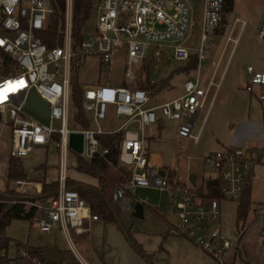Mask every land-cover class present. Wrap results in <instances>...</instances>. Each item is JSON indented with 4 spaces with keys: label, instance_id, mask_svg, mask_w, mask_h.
Masks as SVG:
<instances>
[{
    "label": "built area",
    "instance_id": "built-area-1",
    "mask_svg": "<svg viewBox=\"0 0 264 264\" xmlns=\"http://www.w3.org/2000/svg\"><path fill=\"white\" fill-rule=\"evenodd\" d=\"M196 0H100L95 6L97 29L93 35H84L75 47L72 36V11L74 0H66V24L63 44L53 48L47 46L42 31L54 19L52 0H0V122L11 130V158H26L38 147L57 145L61 151V179L57 197L49 202L29 203L38 209L33 220V230L43 234L61 231L73 252L81 260L76 238L91 231L98 221L79 193L66 188V170L69 157V138L72 133L83 134L81 157L92 162L105 157L109 149L103 147L98 135L105 134L99 125L106 119L109 107L125 119L118 132H124L120 148V165L131 173L128 185L116 190L113 201H123L127 193L136 189L172 191L174 187L161 175V168L153 165L146 154L144 132L159 120L178 121V135L182 139L198 142L195 126L212 93L218 86L215 74L207 85L202 84L201 63L205 59V45L214 41L218 29L226 20V0H201L203 12L198 47L190 44L196 26L193 2ZM245 26L243 22L242 29ZM258 40L264 43V17ZM148 49L151 54L148 56ZM124 51V79L121 85L100 83L86 85L83 108L92 112L97 127L94 129H71L69 127L71 101V72L76 65L83 66L89 58H97L101 67H110L117 52ZM186 64L193 54L198 55L195 78L184 83V93L178 98L162 104H152V95L147 89L138 87L136 81L144 61H159L165 55ZM263 58H264V54ZM249 85L260 89L259 98L264 104V61L258 66L247 67ZM152 84L156 81L152 80ZM35 92L49 105V116L35 110L30 102ZM215 96V94H214ZM213 101V100H212ZM211 101V102H212ZM32 108L49 119L46 124L27 113ZM206 117L202 118L205 122ZM59 124L56 126L55 124ZM133 123L139 130L131 129ZM57 137V139H55ZM191 162L189 156L184 157ZM218 174L221 193L225 200L240 202L245 191L246 180L253 169L264 165V149L237 148L214 152L204 160ZM176 191L180 199L174 207L177 219L176 232L186 235L204 252L226 264L225 257L239 242L238 237L227 238L220 230L209 234L197 232L196 225L204 226L208 221H218L222 216L221 203L214 200L208 204L197 202L198 193L192 186L188 168L180 171ZM19 195L34 192L33 184L23 180L12 183ZM8 201L0 200V208ZM15 203V202H13ZM254 220L264 219V205L255 207L251 213ZM26 256L25 253H22Z\"/></svg>",
    "mask_w": 264,
    "mask_h": 264
},
{
    "label": "rangeland",
    "instance_id": "rangeland-1",
    "mask_svg": "<svg viewBox=\"0 0 264 264\" xmlns=\"http://www.w3.org/2000/svg\"><path fill=\"white\" fill-rule=\"evenodd\" d=\"M233 1L234 4L231 9L230 6H227L229 10L226 12V23L223 32L219 33L214 41H209L205 45V59L201 63L202 84L206 86L216 72L215 82L219 85L212 88L208 102L200 112V117L195 126V133H198L202 125L199 141L194 143L193 140L180 138L178 135L179 122L164 120L161 135L152 141L150 146L152 154L160 156L163 163L172 169H175L178 152L183 151L191 155L193 160L198 163L193 169V173L198 177L196 185L198 190L208 180L218 177L213 167L205 164L204 160L214 152L233 147L236 140H241L243 148H245L246 120L249 119L251 112L253 116L259 114V112L262 113L264 108V104L259 98V87L256 85H253L252 88L249 87L247 72V67L250 64L258 66L259 62L264 61L262 55L264 54V43L258 40V31L264 17V0ZM193 6L196 26L191 34L190 44L195 48L199 46L197 37L201 32L203 2L196 0L193 2ZM243 22H245V26L242 29ZM96 29L97 16L94 8L92 18L86 23L83 33L90 36L95 34ZM147 52L149 56L151 50L148 49ZM124 55V51L117 52L113 64L108 68L98 65L97 60H94L91 64L85 63L79 74L81 85L83 87L94 85L105 77H110L117 83L120 82L124 75ZM146 61L150 62V59ZM159 62V69L157 71L153 69L152 72L155 79L170 78L172 72H176L181 66L185 65L174 61L168 54ZM196 75L197 69L191 73L182 71L175 73L170 78L168 88L164 87L156 90V94L152 95L151 103L162 104L178 98L184 93V83L190 78H195ZM73 78H75L74 69L71 72V81ZM70 106L73 113L72 102ZM26 111L40 121L49 124L48 118L38 114L32 108H27ZM89 117L92 124L95 125L93 116L90 114ZM204 117H206L205 122L202 120ZM123 119V117L116 115L115 108L109 107L106 119L101 120L100 124L105 130L114 129L123 122ZM55 125L59 126L57 123ZM69 156V174L74 176L76 175L74 152L70 150ZM259 171H255L256 176L253 182V200L257 206L264 205V176H261L262 173L260 174ZM141 197V193L135 195V199L131 202L132 208L124 209L121 218L126 228L135 231L141 237H146L149 234L157 233L156 231L162 222L149 211L146 212L144 219L133 218V210L138 204L136 200H140ZM156 197L162 200L164 205L161 213L165 216L167 213H171L176 204L175 202L172 205L171 195L157 192ZM258 221L264 224V219ZM100 224L99 241L91 249L92 256L98 259L99 262L105 256V264H149L132 249L124 232L118 225ZM6 235L13 241L5 252L10 258H16V243L18 242L38 248L57 247L62 251L71 250L78 262L82 264L61 231L56 234H43L33 230L30 222L17 220L7 228ZM138 239L136 240L138 241ZM77 251L79 255L84 257L80 247L77 248Z\"/></svg>",
    "mask_w": 264,
    "mask_h": 264
},
{
    "label": "crops",
    "instance_id": "crops-1",
    "mask_svg": "<svg viewBox=\"0 0 264 264\" xmlns=\"http://www.w3.org/2000/svg\"><path fill=\"white\" fill-rule=\"evenodd\" d=\"M94 60L96 61L97 58H94V57L89 58L88 60H86L85 63L91 64L93 63ZM97 62H98V65H100L98 60ZM153 69L154 68H152L151 75L149 76L150 77L149 85L151 87L156 86V89L152 90L151 87L144 88L150 91L151 95H153L156 92V90L162 89L161 87H162L163 81L168 79V78L155 79L152 76ZM154 71H157V70L154 69ZM123 79H124V75L121 81L117 83L113 81L110 77H105L96 84L111 83L113 85L118 86L123 83ZM147 80H148L147 72L144 71V69L142 68L139 74V77L136 81V85L140 87V83H147ZM152 80H155L156 83L152 84L151 82ZM169 85H170V80H169V83L165 87L168 88ZM249 87L252 88V86L250 85ZM84 111L90 121L89 127H83L80 123H76L73 120V113L71 112V106H70L69 127L71 129H88V128L94 129L97 127V124L94 120L93 113L86 111L85 109ZM90 114L93 116V121L95 125L92 124V121L89 117ZM124 122H125V119H123V122L118 127L114 129H108V130H105L101 126L100 122H99V125L105 131V134H112V133H117L118 129L124 124ZM163 123H164V120L161 119L157 122V124L149 126L145 129L144 136H145V141H146V154L151 159V161L153 157H158L156 159L160 160V164L156 166H159L161 168L160 169L161 173H164L165 179L174 187V190L160 192L155 189H141L140 188V189H136L135 192L131 194L130 196L126 195L123 201L119 203H115V202L114 203L120 207L121 217H122L123 210L131 209L132 208L131 202L132 200L135 199V195H139V193H141L142 197L140 198V200H136V201L138 202V204H141L144 208V218H145L146 212L149 211L154 216L159 218L160 222H162L159 225L158 230L156 231L157 233L149 234V236H146V237H143V236L141 237L138 235V233L133 231L135 238L136 239L139 238L138 242L143 246L144 249H146V252L153 255L155 264H220L216 259H214L210 255H208L206 252H204L202 249H200L193 242L192 239H190L186 235H182L176 232V228H175L176 224H173L169 221V215L172 213L174 214V208L172 212L169 214L167 213L166 216L161 213L162 207L164 205L162 204L163 203L162 200H160L159 198L157 199L156 194L157 192H159L160 194L169 193L171 195L172 205H174V203L180 199V194L176 191V189L178 187L177 181H178V176L181 170H183L184 168H188V172L191 176V182H192V186L194 187V189H196V185L198 181L197 175L193 173V169L198 165V163H196L193 160L191 155L186 154V152H183V151L178 152V155L176 156L175 169H172L168 165H165L163 163L162 158L158 156L157 154H152L150 150L151 142L156 140L161 135ZM130 128L139 130V125L137 123H133L130 126ZM120 132L123 133V138H122V141H123L125 134L123 130ZM122 141H121V144H122ZM194 143H197V142H194ZM121 144H120V148H121ZM245 144H246L245 148L264 149V108L262 110V113L259 112V114H256L253 116L251 112V114L249 115V119L246 120V142ZM11 145H12L11 130L6 124L0 122V192L2 193H5L8 190L9 185H10L8 181V176H9V171H10V163L13 159L10 156ZM233 145H234L233 147L243 148V143L241 142V140L240 141L236 140V143ZM70 150L74 152L75 159H76V164H75V169H74L76 172V175L71 176L69 174L70 173V167H69L70 156H69L68 163H67V170H66V184H65L66 188H67V183H68L67 181H69V179L82 183L84 185L98 188L99 187L98 179L85 175V174H80L77 172L76 170L77 161H78V157H81V154H78V152H76L72 148H70ZM70 150H69V155H70ZM185 156H189L191 158V162L189 163L186 162L184 158ZM119 158H120V154H119ZM20 160L23 164V171L25 174V178H21L18 180H23V181L33 184L34 192L31 194L35 196H40L43 192V188L45 184L59 183V189H60L61 151L57 145H51L46 148L38 147L28 157L21 158ZM119 165H120V160H119ZM259 166H257L258 167L257 169L255 167L252 173L250 174L253 182L256 176L255 174L256 170H260L259 171L260 174L262 173L261 176H264V167H263L264 165H259ZM120 167L122 166L120 165ZM192 177L196 178L195 184H193ZM213 181H218V185L211 186V183ZM253 182H252V202H253V209H254L255 207H257V205H256V202L253 200ZM211 187L218 188V193L221 197V200L219 202L221 203L222 216L220 220L215 221V222L208 221L209 223L208 224L206 223L204 226L196 225L194 227L195 230L197 232H204L205 234H209L213 230H220L222 235H224L227 238L238 237L240 233L238 230L237 220H238V208H239L240 202L238 203V202L225 200L221 196L222 193H221L218 177L213 180L212 179L208 180L207 182H205L202 188H200L199 190L196 189V191L198 194L200 193L199 195L201 194L208 195L210 193ZM11 188H12V184H11ZM26 204L30 206L29 203H26ZM251 213L252 211L249 214V221H248L249 223H248L245 233L243 234V236L240 237L237 245L231 251H229L225 257L226 264H264V224L259 222L258 220L257 221L254 220ZM132 216H133V213H132ZM133 218L135 217L133 216ZM100 223L110 224V223H106L99 219L98 221L92 223L91 231L89 234H87L84 237L76 238L77 248L80 247L84 253V257L79 255L81 258L82 264H105V261H104L105 256L99 262V260L93 257L91 254V249L99 241V230L101 228ZM169 224H172L174 228H171ZM110 225H113V224H110ZM54 233L56 234L57 232H54ZM50 234H53V233H50ZM44 249H47V248H44ZM59 251L61 253L62 250L59 249ZM68 251L72 252L71 250H68Z\"/></svg>",
    "mask_w": 264,
    "mask_h": 264
},
{
    "label": "trees",
    "instance_id": "trees-1",
    "mask_svg": "<svg viewBox=\"0 0 264 264\" xmlns=\"http://www.w3.org/2000/svg\"><path fill=\"white\" fill-rule=\"evenodd\" d=\"M100 0H74L72 11V36L77 47L84 36L83 30L86 23L92 18L95 5ZM227 6L230 9L233 7V0H226ZM54 10V19L48 24L47 28L42 31V37L48 47L53 48L57 45L63 44L65 24H66V0H52ZM229 10L226 8V12ZM218 29V33H222L225 27ZM198 55L193 54L189 62L181 66L176 72H172L170 78L179 71L191 73L198 68ZM157 61H144L143 69L147 72V83H140L142 88H150L149 76L151 75L152 68H155ZM83 66L76 65L75 78L72 80L71 102L73 105V120L80 123L83 127H89L90 121L86 116L83 109L84 87L79 80L80 70ZM170 78L163 81L162 87H165ZM152 90L156 86L151 87ZM103 147L109 149L105 157H97L92 162H88L81 157H78L76 170L80 174H85L98 179L99 187H92L69 179L67 181V189L74 190L79 193L81 198L90 207L92 214L97 216L98 219L118 225L125 234L127 241L132 249L141 256L149 264H155L153 255L147 253L143 246L136 240L134 232L124 226L121 219V209L113 201V195L119 188L125 187L129 184L131 173L120 167L119 154L120 144L123 138L122 132L112 134H99L98 135ZM57 139V137H55ZM25 178L23 171V164L20 159L13 158L10 163V171L8 176L9 188L5 193L0 192V200L8 201L0 208V264H53L44 259V248L32 247L30 245H23L16 243L17 256L10 258L6 252L10 244L13 242L7 235V228L12 222L23 220L32 224L33 220L38 215V209L28 206L26 203L36 202H49L55 199L59 193V183L45 184L43 192L40 196L33 194L21 196L17 194L12 188L13 181ZM252 177L248 176L245 185V191L238 208V230L241 236L246 231L249 221V214L253 209L252 202ZM177 185V184H176ZM221 194V193H220ZM128 196L131 193H127ZM223 197V195L221 194ZM214 200H221L218 193V188L211 187L210 193L198 194L197 202L204 205L211 203ZM15 202V203H13ZM174 228L172 224H169ZM25 253L26 256H23ZM62 263L61 264H80L75 256L70 251H61Z\"/></svg>",
    "mask_w": 264,
    "mask_h": 264
},
{
    "label": "water",
    "instance_id": "water-1",
    "mask_svg": "<svg viewBox=\"0 0 264 264\" xmlns=\"http://www.w3.org/2000/svg\"><path fill=\"white\" fill-rule=\"evenodd\" d=\"M30 102L32 103L35 110L40 112L45 116H49V105L43 101L35 92H33L30 96ZM83 134L82 133H72L69 138V146L74 149L78 154H81L83 149ZM158 157L152 158V163L154 165H159L160 160L156 159ZM164 176V173H161ZM193 184L196 183V178L192 177ZM218 185V181H213L211 186ZM200 194V193H199ZM133 216L137 219L144 218V208L141 204H137L133 211ZM169 221L173 224H177V219L175 215L172 213L169 215ZM44 259L53 264H61L62 263V255L58 248L52 247L44 250Z\"/></svg>",
    "mask_w": 264,
    "mask_h": 264
}]
</instances>
